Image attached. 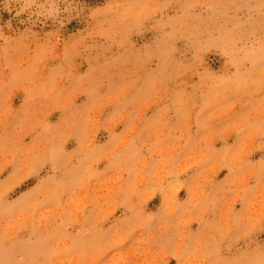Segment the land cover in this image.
<instances>
[{
  "label": "rangeland",
  "instance_id": "1",
  "mask_svg": "<svg viewBox=\"0 0 264 264\" xmlns=\"http://www.w3.org/2000/svg\"><path fill=\"white\" fill-rule=\"evenodd\" d=\"M0 264H264V0H0Z\"/></svg>",
  "mask_w": 264,
  "mask_h": 264
}]
</instances>
